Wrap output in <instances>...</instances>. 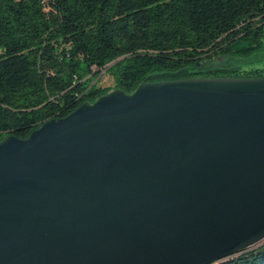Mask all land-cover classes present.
Masks as SVG:
<instances>
[{
	"label": "water",
	"instance_id": "95a60500",
	"mask_svg": "<svg viewBox=\"0 0 264 264\" xmlns=\"http://www.w3.org/2000/svg\"><path fill=\"white\" fill-rule=\"evenodd\" d=\"M263 244L264 78L115 89L0 141V264H219Z\"/></svg>",
	"mask_w": 264,
	"mask_h": 264
},
{
	"label": "trees",
	"instance_id": "16d2710c",
	"mask_svg": "<svg viewBox=\"0 0 264 264\" xmlns=\"http://www.w3.org/2000/svg\"><path fill=\"white\" fill-rule=\"evenodd\" d=\"M263 51L264 0H0V141L115 89L264 78ZM219 264H264V244Z\"/></svg>",
	"mask_w": 264,
	"mask_h": 264
},
{
	"label": "rangeland",
	"instance_id": "374dc122",
	"mask_svg": "<svg viewBox=\"0 0 264 264\" xmlns=\"http://www.w3.org/2000/svg\"><path fill=\"white\" fill-rule=\"evenodd\" d=\"M264 53V51H263ZM256 67L263 68L264 67V56L262 57V60L256 64H254ZM82 71L80 72L81 76H84L85 73L83 72L84 70L86 71V68L82 65L81 66ZM93 72H96V70L92 69ZM102 75L100 76V79L95 80L97 84L102 87V88H112L113 87V82L112 79L109 77V75Z\"/></svg>",
	"mask_w": 264,
	"mask_h": 264
}]
</instances>
